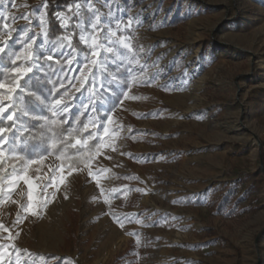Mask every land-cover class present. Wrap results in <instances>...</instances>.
Segmentation results:
<instances>
[{
    "label": "rangeland",
    "instance_id": "obj_1",
    "mask_svg": "<svg viewBox=\"0 0 264 264\" xmlns=\"http://www.w3.org/2000/svg\"><path fill=\"white\" fill-rule=\"evenodd\" d=\"M44 4L3 0L0 46L14 33L25 45L27 26L39 35L22 67H39L40 49L67 57L69 89L52 109L81 104L104 147L78 168L51 155L26 166L37 214L12 182L25 171H0V264H264V0H75L60 16L77 18L79 37L111 29L132 44L101 51L104 68L68 40L40 47ZM114 59L129 85L101 120L94 92ZM14 95L0 89L5 105Z\"/></svg>",
    "mask_w": 264,
    "mask_h": 264
},
{
    "label": "trees",
    "instance_id": "obj_2",
    "mask_svg": "<svg viewBox=\"0 0 264 264\" xmlns=\"http://www.w3.org/2000/svg\"><path fill=\"white\" fill-rule=\"evenodd\" d=\"M73 1L46 0L47 37L57 44L58 38L68 35L71 37V48L86 53L88 47L79 39L77 18L71 17L69 25L65 26L59 15L66 14L67 6ZM122 1L128 3L129 0ZM3 25L4 21L0 18V33ZM23 45L24 40L19 33H14L6 43L5 53L0 54V83H13L18 77L13 69L26 65L22 58ZM17 56L21 59L17 60ZM49 56V52L38 51L39 67L20 78L19 88L10 102L9 111L16 113L14 121L0 120V127L11 129L6 133L8 142L3 146L6 159L0 163V171L15 169L21 173L29 165L28 161L49 155L68 168H78L90 162L97 153L96 148L102 145L81 104L73 105L68 113L53 111V102L69 89V67L67 57L56 54L52 60H48ZM126 68L124 64L108 65L107 84L94 92V109L101 120L118 104L129 85ZM101 103L106 105L107 111L100 106ZM77 140L82 143L77 144Z\"/></svg>",
    "mask_w": 264,
    "mask_h": 264
},
{
    "label": "snow or ice",
    "instance_id": "obj_3",
    "mask_svg": "<svg viewBox=\"0 0 264 264\" xmlns=\"http://www.w3.org/2000/svg\"><path fill=\"white\" fill-rule=\"evenodd\" d=\"M2 2H3V0H0V3H2ZM104 3H105V5H107V0H104ZM43 7H47V5L44 4ZM76 7H77V10H79V5L78 4L76 5ZM59 15L62 16L63 14H59ZM109 15H110V13H109ZM22 18L23 19H28V16L24 15ZM13 19H15V17H13ZM100 19H101L100 15H96L95 16V21H96L95 23H92L91 19H90L89 23H90L91 29L98 30L97 29V25L100 23ZM39 20L41 21V23L43 25V33L42 34H43V37H44V41L40 45V47H43L44 43L48 42L47 41V36H48V33H47V21L45 19V15L43 13L40 14ZM65 23H67L66 19H65ZM131 23H132V21L129 20L128 24L131 25ZM3 27L7 29L8 25L4 24ZM116 27H117V29H119L120 25L117 24ZM25 28H27V26H25ZM25 28L20 29V31L24 32L26 40L28 41L24 45L25 51L22 54L24 59L27 60V59H31V57H32L31 49H32L33 43H35V35H39V34H34L32 37H28V32L25 31ZM100 30H102V29H100ZM11 31L12 30H9V32H8L9 36H11ZM82 31H83V29H82ZM79 39L84 44H86L88 46L89 54L92 57L91 64L93 66L97 67V68H104V65L106 63V60L101 56V51H103L104 56H107L108 53H114L113 45H120L124 49H127L130 53L134 54V49L132 48V44L129 42L128 38H126L124 36H117L116 31H112L111 29H109V30L104 32V35H103L101 40H98L97 37L95 35L91 34V33L88 36L81 35ZM64 40H68L69 41L68 46L71 47V43H70L71 37L70 36L69 37L58 38V41H57L58 47L62 48L64 46L63 45V41ZM73 51H75V49H73ZM4 53H5V46H0V54H4ZM69 55H71V54H69ZM116 55H119V54L116 53ZM88 58L89 57H85L86 60ZM120 58L121 59H129V63H135V64H139L140 63L139 59H134L133 60L131 57H128V56L120 57ZM16 59L19 60V59H21V57L17 56ZM47 59L48 60H52L53 57L49 56V57H47ZM71 63H72V61L70 60L69 64H71ZM112 63H116V60L114 59L112 61ZM85 67L87 68L88 65H85ZM144 67H145L144 65H141V68H144ZM33 70L34 69L31 68V67H16V68L13 69V71L17 74L18 77H23V76L27 75L28 73L33 72ZM88 70L91 72L90 68ZM126 71L130 73L131 72V68H126ZM94 75H95V73H93V76ZM16 87L19 88V82L18 81H17ZM2 88H7L9 93H11V92L16 90L15 88L9 87L8 85H6L4 83H0V89H2ZM7 99L10 100L11 96L7 97ZM55 103L56 104H61V101L57 100ZM63 110L67 111V105L63 106ZM24 115H27V113H24ZM15 117H16V113L14 111H9V105H5L2 101H0V120L7 119L9 121H14ZM52 123L55 124L56 121H52ZM10 131H11V129H5L3 127H0V163L3 162V159L5 157V153L2 150V148L8 142V137H7L6 133H8ZM105 132H107V128H105ZM65 139H67V137ZM76 143L80 144V143H82V141L77 140ZM52 146L55 147V144H53ZM101 147H104V145H100V146H98L96 148L97 153L100 151ZM28 163L31 164V163H33V161H28ZM14 171H15V169H14ZM24 171H25V175H23L21 177H18V178H14L12 182L14 183V182H17L19 179H22L28 185L29 190H30L29 193H28V201L29 202L26 205L22 206L23 207V211L24 212L31 211L33 214H37V205L35 203H33V200L35 198L33 197V194H32V191H31L33 189V187H34L33 180H32L31 177H29L26 174L27 173V169L26 168L24 169ZM89 175L94 177V174L91 171V169H89ZM50 179H51L52 183H56L57 186H58L59 182H63L64 181L65 176L62 174L58 179L55 178V177L50 178ZM48 186L49 185H45V188H47ZM36 187H38V185ZM52 195H54V193ZM0 227H3V225H0ZM121 227H123V224H121ZM13 247H14V245H13Z\"/></svg>",
    "mask_w": 264,
    "mask_h": 264
},
{
    "label": "bare ground",
    "instance_id": "obj_4",
    "mask_svg": "<svg viewBox=\"0 0 264 264\" xmlns=\"http://www.w3.org/2000/svg\"><path fill=\"white\" fill-rule=\"evenodd\" d=\"M108 147V146H107ZM75 176H77L76 173L72 174L71 177L74 178Z\"/></svg>",
    "mask_w": 264,
    "mask_h": 264
},
{
    "label": "crops",
    "instance_id": "obj_5",
    "mask_svg": "<svg viewBox=\"0 0 264 264\" xmlns=\"http://www.w3.org/2000/svg\"><path fill=\"white\" fill-rule=\"evenodd\" d=\"M2 150H3V148H2Z\"/></svg>",
    "mask_w": 264,
    "mask_h": 264
}]
</instances>
